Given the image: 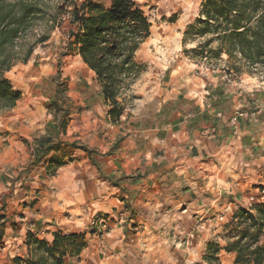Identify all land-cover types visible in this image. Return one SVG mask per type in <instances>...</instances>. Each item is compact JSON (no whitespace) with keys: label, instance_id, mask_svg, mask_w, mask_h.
Listing matches in <instances>:
<instances>
[{"label":"crops","instance_id":"1","mask_svg":"<svg viewBox=\"0 0 264 264\" xmlns=\"http://www.w3.org/2000/svg\"><path fill=\"white\" fill-rule=\"evenodd\" d=\"M87 69L91 79L87 84L98 96L70 102L85 105L86 111L71 120L66 136L61 131L53 142L69 137L87 150L69 147L72 161L57 176L43 180L41 188L25 189L18 201L29 176L15 182L18 176L6 173L19 163L22 143L16 150L13 144L30 139L36 130L40 131L34 138L45 135L46 127L56 121L46 118L51 100L44 97L39 82L33 88L19 81L13 85L22 100L0 117V208L6 204L7 214H13L28 199H35L32 207L24 208L26 219L52 221L55 214L49 218L45 210L58 204L71 208L65 221L55 220L60 230L82 234L99 224L100 234L87 235L88 246L78 256V264H192L203 252L204 237L195 230L203 219L219 212V207L229 214L244 207L245 189L253 181L250 175L259 171L262 141H256V134L261 135L264 122L255 133L242 129L234 119L229 122L207 97V87L215 79L204 81L191 69L168 70L158 109L141 117L126 113L119 122H112L110 106L94 83L95 74ZM217 79L214 87L225 86L232 111L244 112L245 117L255 108L259 115L264 111V100L234 94L223 76ZM63 106H67L65 100ZM251 134L252 145L245 147L243 138ZM50 187L55 189L52 196ZM52 232H36V237L52 241ZM23 233H5L10 235L9 249L22 246Z\"/></svg>","mask_w":264,"mask_h":264},{"label":"trees","instance_id":"2","mask_svg":"<svg viewBox=\"0 0 264 264\" xmlns=\"http://www.w3.org/2000/svg\"><path fill=\"white\" fill-rule=\"evenodd\" d=\"M54 0H0V115L14 109L22 100L7 73L19 62L27 63L34 51L28 38L43 28L36 44L49 41L50 33L60 23V12L52 5ZM63 8H70L69 38L73 51L95 74L94 83L100 96L110 106L109 117L119 122L124 115L120 98L142 74L145 67L137 61V54L151 37L152 23L143 10L141 0H62ZM60 9V8H59ZM197 25L185 32V40L198 41L192 53L199 62L211 65L228 58L229 73L264 72V0H206L202 5ZM192 40V39H190ZM35 44V45H36ZM206 62V63H205ZM60 75L52 78L59 83ZM207 96L213 108L231 122L240 124L251 133L264 122V111L252 109L250 116L231 110L232 100L225 86H208ZM51 106L57 111H67L57 94L51 97ZM182 100V99H179ZM239 113V114H238ZM252 113L255 116L252 117ZM60 122L46 127L45 135L34 139L36 159L33 166L62 144L54 139L61 132ZM244 146L252 145V134L243 138ZM87 150L84 146L71 144ZM92 152H90L91 154ZM66 163L57 162L61 168ZM26 170L16 179L20 181ZM54 174H52L53 176ZM230 239L224 250L235 253L234 264H264V205L247 211L242 209L233 217ZM26 247L28 258H14L15 264H66L68 256H80L86 248L84 234L53 233V240L39 239L28 232ZM219 246H210L204 257L208 264H220Z\"/></svg>","mask_w":264,"mask_h":264},{"label":"rangeland","instance_id":"3","mask_svg":"<svg viewBox=\"0 0 264 264\" xmlns=\"http://www.w3.org/2000/svg\"><path fill=\"white\" fill-rule=\"evenodd\" d=\"M205 1L141 0L143 10L152 23L151 37L144 43L137 54V61L144 65V71L130 88L124 92L119 100L124 106V114L129 113L134 114L135 117H141L158 109L159 100L162 99L161 93L165 88L162 83L165 82V76L169 72L168 70L174 69L194 70L204 81L209 77H213L215 79L213 85L218 84L216 83L218 81L217 77L223 76V82L225 85H228L227 89L234 94H243V96L249 94L252 98L264 100V72L259 71L254 72V74H249L242 69L243 72L238 74L235 72L229 73L227 71L229 64L227 63L228 58L226 56L222 57L223 61H214L213 64L207 65L199 62V58L192 53V50L197 47L198 41L194 37L190 38L192 40H185V32L190 26L198 24V20L201 18L202 5ZM52 5L59 10L61 15L59 26L50 33L49 41L44 44H36L43 30V28H38L28 38V44H34V51L31 58L27 63L19 62L7 73V77L15 86H17L16 84L19 81L25 84V87L33 88L39 82L37 85H39V89L47 100H52L51 97L55 94L58 95L59 100H65L67 103L65 109L67 111L60 112H56L51 106V101H48L46 118L50 122H60L62 124L61 131L66 136L69 133L71 120L77 114L86 111L85 105L74 106L70 102L72 100L73 102L74 100L79 102L80 100H93L98 95L97 90L90 89L88 86L87 82L91 81L89 78V70L82 64L80 58L76 56L71 46V40L68 36L71 26L67 13L70 11V8H65V6L63 8L62 0H54ZM58 74L60 75V79L57 84L56 82H52V78ZM246 99L249 98L246 97ZM4 114H1L0 117ZM80 123L84 124V122ZM52 125L54 126L55 123ZM262 130L261 135L258 136L256 134V141H262V146L258 145L260 152L258 157L259 162L257 163L260 172L258 171V173L250 175L253 176V181L250 182V180L248 187L245 189L247 190L246 201H242L244 207H239L233 214L225 213V209L219 207V212L217 211L216 214L212 213V215H207L203 219L200 227L195 228L197 234L200 237H204L203 252L199 255L200 259L193 261L192 264H208L204 260V257L210 251V246H219L221 248L218 254L220 264H234L236 254L228 253L224 250L230 236H232L230 232L234 228L232 226L234 215L242 209L252 211L255 207L264 205V129L262 128ZM39 131H33L30 139H20L17 141V144H13V148L16 150V145L20 146V143H22L20 150H18V154L20 155L19 163L6 171V173L16 178L20 173L29 170L27 174L29 178H26L24 181L22 190L15 199L16 201L24 197L26 193L25 189L36 190L38 187L41 188L43 180L46 181L48 178L57 176L60 171L59 166L57 167L58 161L67 164L72 161L70 159L72 153L69 147L73 148L71 144L75 142L72 139H68L69 137H63L61 142L65 146L59 145L39 165L33 166V162L36 159L35 147L33 146V139L35 138L33 136L37 135ZM52 174L54 175L52 176ZM48 191H51L50 195L52 196L55 189L50 187ZM36 195L38 196V191L33 197ZM8 197L11 198V202L14 201V198L10 194ZM34 200L28 199L24 203L23 209L14 210L13 214H7L5 209L6 204L0 208V264H15L14 258L17 256L23 259L28 258L26 241L29 231L33 234L39 232V234L43 235L56 229L55 232L62 231L65 234H78L68 233L58 229V223L55 221L58 220V222H61L66 220L65 217H68L71 211V208L68 206L62 205L60 207L57 204L56 207L51 208V211L45 210L47 217L52 218V215L55 214V218L52 221H46L44 224L34 222L32 217L26 219V213L28 212L25 213L24 208L32 207L36 202ZM217 205L219 204L217 203L215 206L218 207ZM48 227H51L49 229L50 231H48ZM53 227L56 228L54 229ZM95 227L96 224L94 223L92 231L89 230L88 232L82 233L85 235L86 248L88 246L87 235L100 234L97 230L98 228L102 229L100 225L98 224V228ZM18 230L24 232L23 237H25V241H23L21 247L15 250L12 248L9 249V242L11 241L10 235H5V233L9 232L11 234L12 231ZM197 238L192 236V239L196 240ZM262 242L264 243V237L262 238ZM85 255L86 253L83 256ZM68 257L66 264H78L80 262L77 256Z\"/></svg>","mask_w":264,"mask_h":264},{"label":"built area","instance_id":"4","mask_svg":"<svg viewBox=\"0 0 264 264\" xmlns=\"http://www.w3.org/2000/svg\"><path fill=\"white\" fill-rule=\"evenodd\" d=\"M239 114V113H238ZM240 116H244V114H239ZM255 116V113H252V117H254ZM234 121H235V119H234Z\"/></svg>","mask_w":264,"mask_h":264}]
</instances>
